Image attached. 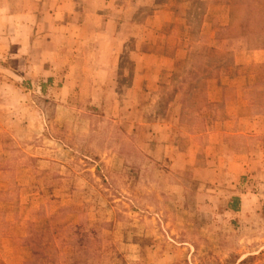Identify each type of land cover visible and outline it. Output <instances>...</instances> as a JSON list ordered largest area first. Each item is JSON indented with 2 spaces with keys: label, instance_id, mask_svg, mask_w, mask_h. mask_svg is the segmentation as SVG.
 I'll return each instance as SVG.
<instances>
[{
  "label": "rangeland",
  "instance_id": "1",
  "mask_svg": "<svg viewBox=\"0 0 264 264\" xmlns=\"http://www.w3.org/2000/svg\"><path fill=\"white\" fill-rule=\"evenodd\" d=\"M138 2L107 99L8 19L0 264H264V0Z\"/></svg>",
  "mask_w": 264,
  "mask_h": 264
},
{
  "label": "crops",
  "instance_id": "2",
  "mask_svg": "<svg viewBox=\"0 0 264 264\" xmlns=\"http://www.w3.org/2000/svg\"><path fill=\"white\" fill-rule=\"evenodd\" d=\"M20 1V6L12 10L7 3L0 0L1 43L10 42V36L3 35H9L5 30L7 21L11 18L15 22L14 26L24 30L23 34L12 38V41L16 39V42L21 44L20 53L25 54L26 46L37 41H43L46 46L42 56L58 58L61 51H66L73 58L84 60L82 63L76 62L75 70L82 73L90 72L93 75L92 89L96 94L104 88L106 99L114 97L113 89L110 91L107 83L110 82V76L120 58V49L123 48L121 32L130 25L129 21L139 6L138 0ZM167 11L168 8H165L156 12L154 16L160 17L164 12L168 15ZM154 22L159 23L155 20ZM140 39L141 44L148 43V38L144 35ZM139 51L142 56L139 55L140 58L136 56L137 59L143 61L148 57L149 53ZM142 66L140 64L138 70L144 72L146 68ZM73 72L69 74L63 87L68 92L78 88V80L75 79L76 74Z\"/></svg>",
  "mask_w": 264,
  "mask_h": 264
}]
</instances>
